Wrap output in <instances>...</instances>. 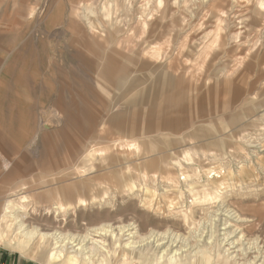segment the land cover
Instances as JSON below:
<instances>
[{"label": "rangeland", "instance_id": "374dc122", "mask_svg": "<svg viewBox=\"0 0 264 264\" xmlns=\"http://www.w3.org/2000/svg\"><path fill=\"white\" fill-rule=\"evenodd\" d=\"M0 135L32 249L264 264V0H0Z\"/></svg>", "mask_w": 264, "mask_h": 264}, {"label": "bare ground", "instance_id": "6f19581e", "mask_svg": "<svg viewBox=\"0 0 264 264\" xmlns=\"http://www.w3.org/2000/svg\"><path fill=\"white\" fill-rule=\"evenodd\" d=\"M90 28H91V30H94V29L96 30L97 26L94 27L91 23ZM77 172L79 173L80 171H77ZM21 197L22 198H20V200L24 201L25 197L24 196H21ZM85 201L86 200H84V199L78 198L75 203L80 205V204H84ZM144 203H146V202H144ZM54 205H55L56 209L63 211L68 207L69 204H67L66 202L57 201ZM19 208L20 209H15V207L12 208L11 205L9 204V202L5 206V209L3 211V215L0 219V240L3 243L11 246L12 248L23 250L24 252H26V251L27 252H33L34 251L33 255L37 256L38 259L41 260L42 262H44L45 264H80L76 255L69 254V253H66V254L62 253L63 247H64L63 244L65 243V241L71 240L70 236H68V238L66 236H62V235H60V236L58 235L57 237H55L57 239V241L54 244H58V245L54 248L48 247L46 245V243H43V241H42L43 239H40L41 242L36 247V249H34V248L32 249L31 245L29 244V239L33 238L34 230L31 229V230L25 231L23 228V223L18 222L19 217H20V211L22 210L21 204H19ZM15 224H17L20 231L24 230V232H22L21 234L14 233L12 231V229L14 228ZM101 229L103 230V228H101ZM57 234H55V235H57ZM78 243L81 244L82 241L80 240V241H78ZM198 260H196L197 262H195V264H205L208 262L206 260H200V261H198ZM168 263L172 264V262H170V261H168Z\"/></svg>", "mask_w": 264, "mask_h": 264}, {"label": "crops", "instance_id": "0c3cea01", "mask_svg": "<svg viewBox=\"0 0 264 264\" xmlns=\"http://www.w3.org/2000/svg\"><path fill=\"white\" fill-rule=\"evenodd\" d=\"M1 137V135H0ZM5 166H8V163L5 164ZM10 174H8L9 176ZM5 175H1L0 173V219L3 215V211L5 209V206L9 200V195L7 193V188L5 189V185L7 184L5 181H8L6 178H4ZM15 175L11 174V177L14 178ZM11 183V182H10ZM17 184V183H16ZM15 184V185H16ZM18 186V185H17ZM11 188V189H10ZM17 187L13 186L9 187V190L13 192L16 190ZM0 264H45L41 260H37L33 258L32 256L25 254L15 248H12L9 245H6L0 240Z\"/></svg>", "mask_w": 264, "mask_h": 264}]
</instances>
